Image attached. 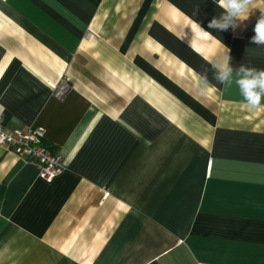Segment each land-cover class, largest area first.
<instances>
[{
    "label": "crops",
    "instance_id": "0c3cea01",
    "mask_svg": "<svg viewBox=\"0 0 264 264\" xmlns=\"http://www.w3.org/2000/svg\"><path fill=\"white\" fill-rule=\"evenodd\" d=\"M261 9L233 32L214 0H0V128L61 161L48 182L0 146V264H264V106L211 67L222 42L264 69Z\"/></svg>",
    "mask_w": 264,
    "mask_h": 264
},
{
    "label": "clouds",
    "instance_id": "9594fccd",
    "mask_svg": "<svg viewBox=\"0 0 264 264\" xmlns=\"http://www.w3.org/2000/svg\"><path fill=\"white\" fill-rule=\"evenodd\" d=\"M214 3L223 11L218 16H214L207 27L217 31L231 29L236 32L249 18L251 9L256 6V0H214ZM261 13L253 28L255 34L251 37L252 42L257 45H264V9H261ZM191 27L203 36L211 35L196 21L191 22ZM221 46L224 51L211 62L213 78L226 90L235 86L242 97V103L249 110H257L264 106L262 103L264 102V69L250 68L242 63L238 67H233L230 50L222 42ZM198 88L201 95H209L216 91L206 75L201 76Z\"/></svg>",
    "mask_w": 264,
    "mask_h": 264
},
{
    "label": "built area",
    "instance_id": "2783aa9c",
    "mask_svg": "<svg viewBox=\"0 0 264 264\" xmlns=\"http://www.w3.org/2000/svg\"><path fill=\"white\" fill-rule=\"evenodd\" d=\"M69 88L68 81L62 78L53 86L52 94L61 99ZM0 146L13 152L23 161L34 165L38 176L45 181H51L61 168L60 155L45 144L44 131L40 126L16 131L0 128Z\"/></svg>",
    "mask_w": 264,
    "mask_h": 264
}]
</instances>
